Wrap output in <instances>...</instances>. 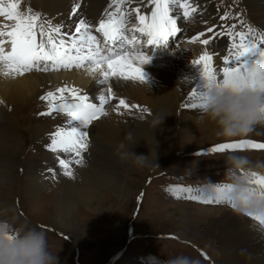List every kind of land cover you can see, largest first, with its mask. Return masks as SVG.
<instances>
[{
    "label": "bare ground",
    "instance_id": "obj_1",
    "mask_svg": "<svg viewBox=\"0 0 264 264\" xmlns=\"http://www.w3.org/2000/svg\"><path fill=\"white\" fill-rule=\"evenodd\" d=\"M3 2L7 3V0H3ZM191 2L197 7L198 11L191 18L185 20L186 33L184 40L175 45L172 53L162 54L163 56L157 59H153L150 52H154V49L155 52H159V50L163 52L164 49L166 52L168 42L159 43L158 47H156V44L150 45L152 49L147 55L152 60L141 65L144 68L142 71L146 78L142 82L140 80L112 77L106 84L102 85L98 82L96 74L89 72L86 67L74 70L72 68H61L59 70L50 68L48 71L32 70L35 72H26L15 78L0 74V101H2L0 103V203L3 201V206L6 205L4 203L12 202L15 199L13 184L16 183L15 178L17 176L20 177L24 174L23 192L28 198L57 183L54 173L49 172L48 162L58 163V160L56 154L50 152L45 145L49 142L50 131L62 123V117L59 115L52 117L41 115V113L47 111V104L40 99L46 92L57 87L64 85L76 87L93 98L94 102H98L96 98L108 88H111L117 98H124L127 102L138 103L148 109L147 112H141L139 109L126 110L121 107L117 112L114 109L118 100L110 101L106 106L108 115L93 121L89 125V136L92 137L89 143L99 141L97 136L102 138V143L109 142L110 148L108 150L111 155L106 156L104 162L114 168L116 173L120 172L119 174L112 175L108 172V175L104 171L95 170V168H90L89 171L86 170V166L72 165V171L80 172V174L88 172L90 175L87 176L90 177L93 183L112 187L120 198H124L131 189L130 184L133 183V180L130 172L139 173L144 168L150 169L166 151L160 141L161 127L157 125L158 122L155 120L158 116L169 109L174 110L176 108L178 111L176 115L177 134H184L183 132L190 128H193L191 130H195L194 128L207 129L208 131L216 130L213 122L198 121L199 110L186 109L183 105L188 101L191 89L203 83L198 66L192 64L194 59H197L206 50L209 52L214 51L216 53L213 56L214 66L216 68L223 67L222 57L225 56L228 47V38L226 36H216L214 42L210 45H203L200 40L207 39L210 35L208 32L204 33L208 27L216 25L215 31L219 32L220 26L228 28V23L220 20L224 12L217 0H191ZM239 2L246 9L244 14L248 18V24L256 29L257 33L264 31V0H239ZM74 3L80 4L77 12L88 20L104 9L94 21L97 22L101 17L106 18L105 10L110 11L109 5L112 0H36L29 8L34 9L35 7L32 6L35 5L43 18L51 19L56 23L63 22V30L71 32L74 19H78L72 13ZM138 4L137 0H125L123 9L137 8ZM151 10L152 7H149L147 11L140 12L150 15ZM173 12L177 26L183 24V21L180 20L183 13L177 8H174ZM5 23L11 24L13 22L0 17V24ZM135 23L137 21L133 18L129 27ZM94 32L93 34H95ZM201 32L204 35L193 41L192 38ZM126 35L129 39L135 35L141 41V49L149 46L146 45V39L138 32H133L130 29ZM128 47L132 46L129 45ZM145 81L147 83H143ZM8 108L14 114L12 112L8 113ZM19 110L27 111L24 122L28 119L33 121V124L30 121V126H26V130L29 132L30 149L32 150L28 152L24 161L22 160L23 151H21L22 146L20 145L21 138L17 134L20 130L19 127H23V123L21 124L17 119L18 117H15L16 120L12 118ZM103 121H105V124H102ZM126 133H131V139L125 138ZM246 137L253 140H264V124L256 125ZM233 138L224 139L230 140ZM239 138H242V136H239ZM211 141L213 140L211 139ZM122 142L134 154L149 156L151 163L145 167H135L129 161L118 159L115 150L117 145ZM230 156L243 157L244 159L246 157L245 155H227V157ZM227 157H225L223 165H230L227 162ZM60 158H65V156L61 154ZM119 165L125 167V170ZM17 169H21L23 172L20 173V170L17 171ZM54 188L56 187H52L48 191L49 197L52 196V192L54 193ZM69 188L61 187L62 191L60 190L59 195L57 194V197H59L57 209H52L54 212L52 216L47 217L48 222H57L60 228L70 230L75 237L79 235V226H85L86 223H82L74 216V195L83 198L85 205L90 209H95L97 213L112 215L108 208L101 203L100 197L89 196L92 193L90 190L92 188L88 189V193H91L87 197H82L84 194L81 196V190H76L75 185H69ZM198 191L196 192L208 194L211 191V186ZM47 194L41 198H47ZM219 206L212 208L211 212H204L200 217H198L197 212L193 211H171L169 218L174 219L178 216V219L189 224L190 228L198 232L199 230L204 232L219 247V260L223 264H264V232L256 226L254 221L245 217L239 210H228ZM222 208L227 209V211L222 210ZM191 217L196 218L192 219ZM159 218H162V216H159Z\"/></svg>",
    "mask_w": 264,
    "mask_h": 264
},
{
    "label": "snow or ice",
    "instance_id": "obj_2",
    "mask_svg": "<svg viewBox=\"0 0 264 264\" xmlns=\"http://www.w3.org/2000/svg\"><path fill=\"white\" fill-rule=\"evenodd\" d=\"M125 0H112L105 10V16L98 22L90 21L77 12L79 3H74V19L71 32L64 31L63 22L56 23L46 19L31 8L22 11L20 0H0V17L11 24H0V74L9 77L22 76L32 70L48 71L61 68L86 67L96 74L100 84H106L112 77L144 81L141 65L149 62L150 56L141 50V41L135 35L131 39L126 33L134 18L137 23L131 30L138 32L146 39L147 45L167 42L177 32V21L174 8L183 11V18H191L197 11L191 0H149L153 5L150 15L142 14L139 8L123 9ZM229 12L225 11L220 20L226 21ZM237 13L236 17L239 18ZM241 28L247 31H236V25L228 28L216 25L208 27L207 39L200 40L203 45H210L216 36L228 38V55L222 57L223 67L213 64L214 51H204L192 61L198 66L203 81L191 89L186 109L200 110L205 102V89L209 82L216 85H231L236 88H252L264 96V31L240 21ZM102 33L103 44L93 32ZM204 35L198 33L193 41ZM39 37V38H38ZM132 47L129 49L128 46ZM10 46V47H9ZM47 104V111L41 115L52 117L59 115L62 123L50 131L49 142L45 147L56 154V159L64 175L72 177V165L84 164V154L89 148V125L106 115V106L110 101L118 100L115 111L120 108L139 109L147 112L146 107L138 103L127 102L117 98L111 88L100 94L94 102L88 94L76 87L64 85L54 91H48L40 97ZM2 103V101H0ZM241 148L264 149V143L253 139H237L214 145L210 150L225 151ZM63 154L65 158H60ZM49 172H53L49 169ZM237 183L214 184L208 194L193 193L191 187L170 185L168 190L174 195L187 193L188 198L199 200L204 204H228L233 209L255 222L264 232V174L241 169ZM235 175V174H234Z\"/></svg>",
    "mask_w": 264,
    "mask_h": 264
},
{
    "label": "rangeland",
    "instance_id": "obj_3",
    "mask_svg": "<svg viewBox=\"0 0 264 264\" xmlns=\"http://www.w3.org/2000/svg\"><path fill=\"white\" fill-rule=\"evenodd\" d=\"M34 1L20 0L21 10L24 11V8L22 9L23 5H25L27 10ZM137 1L139 2L137 7L142 12L143 10L147 11L149 7H153L149 0ZM217 3L223 12H229L226 20L228 27L230 24H235L236 31H247L246 27L242 29L240 26V21H243L246 25L249 24L247 22L248 18L244 14L246 9L240 4L239 0H217ZM32 7H35L32 9L33 11L39 12L35 5ZM112 9L111 7L109 8L110 11ZM103 10L93 16L90 21H95ZM237 13L240 14L239 18L236 17ZM180 20L182 21L183 19L180 18ZM182 23L177 26L181 29L178 36L174 39H169L166 52L165 49L163 52L159 50L160 53L155 52V49L154 52H150L153 59L166 55L165 53H172L175 45L184 40L186 26L184 20ZM94 33L97 36V40L101 39L100 43L103 44L102 33ZM151 46L141 50L149 54L152 49ZM128 48L130 49L131 47ZM141 68L144 70L142 66ZM74 69L78 68L73 67L72 70ZM10 112L14 114L8 108V113ZM26 113V110H19L14 117L12 116L14 119L18 117L17 119L21 124L23 123V127H19L20 130L17 133L21 138L20 145L22 146L21 151H23V161L28 152L32 150L28 139L29 132L26 129L31 122L33 124V121L28 119L25 121L26 123L24 122ZM177 114L176 108L174 110L169 109L155 119L158 122L157 125L161 127L162 135L160 141L166 151L150 169L144 168L139 173L130 172L133 183L130 184L131 189L124 198L118 197L112 187L93 183L88 177L90 175L88 172L80 174V172L73 171L74 175L72 177H66L59 163L48 162L50 169L53 170L55 175L56 184L28 198L23 192L25 176L24 174L20 175V177L17 176L15 178L16 183L13 184L15 199L12 202L4 203L8 204L7 206H3L2 201L0 208L6 206L13 209L17 222L38 225L45 231L48 236L49 246L58 254L60 264H165L166 261L179 256L198 259L200 264H223L219 260V247L204 232H200V230L198 232L190 228V225L179 220L178 216L174 219L169 218L171 211L175 212L177 210L197 212L199 214L198 217H200L204 212H211L212 208H216L219 205L204 204L199 200L189 199L187 193L174 195L168 188L170 185H183L191 187L195 194L197 193L196 191L214 184L237 183V177L242 174L241 169L264 174V149L241 148L213 152L210 149L216 144L250 138L242 136V138L234 137L228 140L217 136L216 130L208 131L201 128H194L195 130L190 128V131L186 130L183 132L184 134H177ZM102 124H105V121ZM97 137H99L97 139L99 141L89 143V150L84 154V164H73V166H86V170L89 171L90 168H95V170L104 171L106 174L108 172L112 175L119 174L120 172L116 173L114 168L104 162V158L111 155L108 150L110 148L109 142L106 143L105 141L102 143V138L100 136ZM91 138L89 136V140ZM211 139L213 141L210 142ZM258 141L264 143V140ZM232 154L245 155L247 164L238 170L232 169L231 165H223L225 157ZM218 161L220 162L219 164ZM215 163L217 164L214 165ZM120 166L125 170V167ZM19 170L20 173L23 172V170ZM19 170L17 169V171ZM69 185H75L77 187L76 190H81L82 193L80 191V195L84 194L82 197H87L91 192L89 196L100 197L101 203L108 208L113 216L97 213L95 209H90L85 205L83 198H80L79 195H74V216L82 223H86L85 226L83 224V226H79V235L75 237L70 230L60 228L57 222H48L47 217L52 216L54 212L52 209H57L59 200L57 196L62 191L61 187L69 188ZM52 187L56 188H54L52 196L49 197L47 193ZM88 189L91 192L88 193ZM46 194L48 195L47 198H41ZM219 207L234 210L228 204H220ZM209 208L210 210L208 211ZM225 208H222V210L227 211ZM159 216H162V218H159ZM45 217L46 219H44ZM191 218L194 219L196 217Z\"/></svg>",
    "mask_w": 264,
    "mask_h": 264
},
{
    "label": "clouds",
    "instance_id": "obj_4",
    "mask_svg": "<svg viewBox=\"0 0 264 264\" xmlns=\"http://www.w3.org/2000/svg\"><path fill=\"white\" fill-rule=\"evenodd\" d=\"M198 121H211L216 135L224 138L246 136L258 124H264V96L252 88H236L209 82ZM131 139V133L125 134ZM126 149V150H125ZM115 154L135 167L148 166L149 156L136 155L122 142ZM227 162L238 170L247 164L243 157L230 156ZM0 264H60L59 256L49 246L48 236L38 225L17 222L13 209L0 208ZM165 264H200L198 259L179 256Z\"/></svg>",
    "mask_w": 264,
    "mask_h": 264
}]
</instances>
